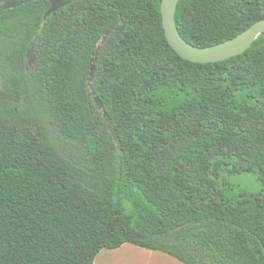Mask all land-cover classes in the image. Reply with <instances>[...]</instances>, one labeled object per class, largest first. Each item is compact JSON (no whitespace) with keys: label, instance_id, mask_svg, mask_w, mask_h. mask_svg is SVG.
<instances>
[{"label":"trees","instance_id":"1","mask_svg":"<svg viewBox=\"0 0 264 264\" xmlns=\"http://www.w3.org/2000/svg\"><path fill=\"white\" fill-rule=\"evenodd\" d=\"M58 1L46 18V0L0 10V264H92L124 244L264 264V34L194 64L168 45L161 0ZM262 19L264 0L175 10L199 48ZM241 174L259 194L222 178Z\"/></svg>","mask_w":264,"mask_h":264},{"label":"water","instance_id":"2","mask_svg":"<svg viewBox=\"0 0 264 264\" xmlns=\"http://www.w3.org/2000/svg\"><path fill=\"white\" fill-rule=\"evenodd\" d=\"M36 0H0V10L18 8ZM50 8L44 15L46 18L53 12L67 5L58 0H46ZM179 0H161L160 16L165 39L170 48L182 60L194 64H217L241 55L259 36L264 34V19L254 23L248 29L223 43L199 48L186 43L179 36L175 25V10ZM91 67L89 77L93 76ZM94 105L101 110L97 98H93Z\"/></svg>","mask_w":264,"mask_h":264},{"label":"crops","instance_id":"3","mask_svg":"<svg viewBox=\"0 0 264 264\" xmlns=\"http://www.w3.org/2000/svg\"><path fill=\"white\" fill-rule=\"evenodd\" d=\"M92 264H182L158 251L124 244L115 250H101Z\"/></svg>","mask_w":264,"mask_h":264},{"label":"rangeland","instance_id":"4","mask_svg":"<svg viewBox=\"0 0 264 264\" xmlns=\"http://www.w3.org/2000/svg\"><path fill=\"white\" fill-rule=\"evenodd\" d=\"M2 39L3 38L0 37V42ZM222 178L232 188L234 194L243 192L246 194L256 195L261 191L257 179L253 174L233 175Z\"/></svg>","mask_w":264,"mask_h":264}]
</instances>
